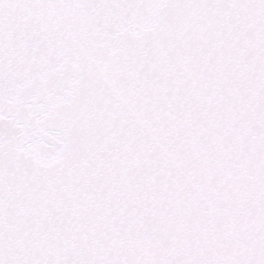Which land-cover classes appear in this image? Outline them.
Returning a JSON list of instances; mask_svg holds the SVG:
<instances>
[{
    "label": "snow or ice",
    "instance_id": "1",
    "mask_svg": "<svg viewBox=\"0 0 264 264\" xmlns=\"http://www.w3.org/2000/svg\"><path fill=\"white\" fill-rule=\"evenodd\" d=\"M0 264H264V0H0Z\"/></svg>",
    "mask_w": 264,
    "mask_h": 264
}]
</instances>
